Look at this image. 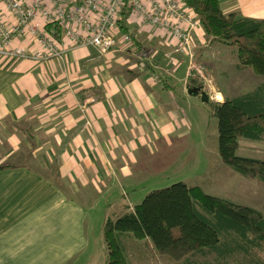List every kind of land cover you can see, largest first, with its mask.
<instances>
[{
    "label": "crops",
    "instance_id": "1",
    "mask_svg": "<svg viewBox=\"0 0 264 264\" xmlns=\"http://www.w3.org/2000/svg\"><path fill=\"white\" fill-rule=\"evenodd\" d=\"M220 2L226 13L264 19V0ZM0 12L16 23L1 2ZM128 17L131 43L120 39L107 54L85 46L51 59L1 57L0 164L10 166L0 169V264L78 263L89 206L106 196L119 204L126 188L136 194L182 137L199 97L188 92L192 60L169 57L166 37ZM116 31L122 38L118 23ZM16 41L38 48L26 31Z\"/></svg>",
    "mask_w": 264,
    "mask_h": 264
},
{
    "label": "trees",
    "instance_id": "2",
    "mask_svg": "<svg viewBox=\"0 0 264 264\" xmlns=\"http://www.w3.org/2000/svg\"><path fill=\"white\" fill-rule=\"evenodd\" d=\"M200 17L206 34L235 46L239 62L264 77V19L226 13L220 0H184ZM128 11L123 8L117 23L123 33ZM46 29L59 37L61 27L48 23ZM188 87L204 89L193 68ZM200 96V94H197ZM201 98V96H200ZM217 118L218 151L223 163L251 179L264 181V160L237 154L244 138L264 135V79L252 90L205 102ZM10 166L0 164V169ZM117 219L108 218L103 236L107 259L103 264H131L124 238L143 239L153 256H164L176 264L195 263L199 254L214 258L195 264H264L255 250H264V212L254 206L214 195L201 185L178 181L155 189ZM238 252L245 256L238 257Z\"/></svg>",
    "mask_w": 264,
    "mask_h": 264
},
{
    "label": "rangeland",
    "instance_id": "3",
    "mask_svg": "<svg viewBox=\"0 0 264 264\" xmlns=\"http://www.w3.org/2000/svg\"><path fill=\"white\" fill-rule=\"evenodd\" d=\"M154 36L146 37L149 40L157 39ZM195 43L191 54L175 53L173 56L183 54L190 60H194L191 63H194L199 70L193 69L203 80V90L208 93V99L223 101L226 97L254 89L264 79L256 74L252 67L239 62L235 46L220 39L211 38L206 32L199 39L196 38ZM1 57L10 61L17 58L0 54V59ZM219 96L222 100L218 99ZM195 100L196 103L188 111L189 119L183 128V135L180 138L177 137L172 148L166 151V162L161 171L140 181L136 194L133 193V189L126 188L125 195L120 197L119 204H109L108 202L115 198L106 196L99 198L101 203L98 205L89 206L90 243L76 264H103L108 252L103 236L107 219H117L127 211L124 207L126 204L137 203L149 192L178 181L198 184L208 193L228 197L251 206L257 205L264 209V181L242 175L222 162L218 151L217 118L211 115L208 105L201 100L200 96ZM257 147L262 152H257ZM257 153L264 156V135L263 141L259 143L248 138L240 141L238 155L257 157ZM123 241L131 264H163V259L166 258L161 255L153 256L143 239L126 236ZM255 254L264 257V250L256 249ZM236 255L245 256L241 252ZM214 256V253L199 254L193 260L195 263H201L204 260L212 261ZM74 262L75 260L72 264Z\"/></svg>",
    "mask_w": 264,
    "mask_h": 264
},
{
    "label": "built area",
    "instance_id": "4",
    "mask_svg": "<svg viewBox=\"0 0 264 264\" xmlns=\"http://www.w3.org/2000/svg\"><path fill=\"white\" fill-rule=\"evenodd\" d=\"M16 18L10 26L0 12V54L40 60L62 57L74 48L93 46L100 54L114 50L120 39L132 41L130 33L117 35V19L123 8L139 24L166 37L169 51L192 53L195 39L205 34L197 12L184 0H0ZM129 18V17H128ZM127 20V19H126ZM48 23L61 27L59 37L48 29ZM79 29L83 31L80 32ZM28 32L38 48L27 50L17 45L18 34ZM71 43L66 45L64 38ZM198 67L191 63L190 69Z\"/></svg>",
    "mask_w": 264,
    "mask_h": 264
},
{
    "label": "water",
    "instance_id": "5",
    "mask_svg": "<svg viewBox=\"0 0 264 264\" xmlns=\"http://www.w3.org/2000/svg\"><path fill=\"white\" fill-rule=\"evenodd\" d=\"M188 92L190 94H200L201 100L203 102H207L208 101V93L205 90H201L199 87H196L194 89L189 88Z\"/></svg>",
    "mask_w": 264,
    "mask_h": 264
},
{
    "label": "bare ground",
    "instance_id": "6",
    "mask_svg": "<svg viewBox=\"0 0 264 264\" xmlns=\"http://www.w3.org/2000/svg\"><path fill=\"white\" fill-rule=\"evenodd\" d=\"M218 99H219V100H222V97H221V96H219V97H218Z\"/></svg>",
    "mask_w": 264,
    "mask_h": 264
}]
</instances>
